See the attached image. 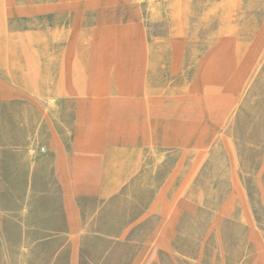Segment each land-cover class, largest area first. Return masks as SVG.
<instances>
[{
  "label": "rangeland",
  "instance_id": "obj_1",
  "mask_svg": "<svg viewBox=\"0 0 264 264\" xmlns=\"http://www.w3.org/2000/svg\"><path fill=\"white\" fill-rule=\"evenodd\" d=\"M154 1L0 0V264H264V0Z\"/></svg>",
  "mask_w": 264,
  "mask_h": 264
},
{
  "label": "bare ground",
  "instance_id": "obj_2",
  "mask_svg": "<svg viewBox=\"0 0 264 264\" xmlns=\"http://www.w3.org/2000/svg\"><path fill=\"white\" fill-rule=\"evenodd\" d=\"M146 1H147L148 9L150 10L152 16L159 15L161 11L160 3L159 2L156 3L154 0H146ZM5 14H6V9H5ZM138 39L140 40V38ZM134 51H135L134 58L136 60H138V58L144 54L141 40L137 42ZM102 57L103 56L101 55L100 57H97V59L93 61V64L88 66V71H87L88 73L85 74L83 72H79L77 68L72 70V68H70L69 66L62 67L59 73L60 89L64 90V92H69L72 96L78 99L84 96L107 97L110 96L111 94H120L119 86H116L115 88L113 87L114 93L111 92V87H110L111 85L109 84V70L108 68H106V65L104 63L105 61ZM228 62H229L228 68H226L225 70V77L230 82V89H232V86L234 85L233 79H234V68L236 63L234 56L230 57ZM206 70L207 72H206L205 80L210 81V78L212 77V72H210V70L208 69ZM202 82H204L203 91L207 92L208 87L205 84V81ZM246 82L247 80L245 81L244 84H246ZM24 89L29 91V93H33L32 89L28 85L24 84ZM141 90L143 95L150 100L151 95H149L148 90L143 86L141 87ZM194 91L196 92L197 90ZM52 99H54L52 96L50 95L47 96V101L49 103L52 102ZM82 106L83 107L81 108V114H82L81 116H85L84 114L87 110V106L85 104H83ZM148 123H149V119L145 118L144 124L147 125Z\"/></svg>",
  "mask_w": 264,
  "mask_h": 264
},
{
  "label": "crops",
  "instance_id": "obj_3",
  "mask_svg": "<svg viewBox=\"0 0 264 264\" xmlns=\"http://www.w3.org/2000/svg\"><path fill=\"white\" fill-rule=\"evenodd\" d=\"M236 64H238V62L236 63ZM235 64V68H234V73H235V71H236V69H237V65ZM230 83V82H229ZM119 87H120V84H119ZM143 87L144 88H146L147 90H148V87L147 86H145V85H143ZM148 93H149V95H151V92L148 90ZM76 150L79 152V156H78V160H79V162L81 163V167H83L84 169L87 167V165L90 163V162H92L93 161V157H92V155H88V156H86V155H83V154H81V152H80V149L79 148H76Z\"/></svg>",
  "mask_w": 264,
  "mask_h": 264
}]
</instances>
